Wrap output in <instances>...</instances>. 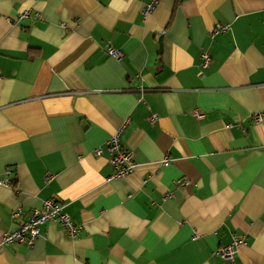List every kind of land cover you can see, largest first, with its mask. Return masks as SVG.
I'll return each mask as SVG.
<instances>
[{
  "label": "crops",
  "instance_id": "1",
  "mask_svg": "<svg viewBox=\"0 0 264 264\" xmlns=\"http://www.w3.org/2000/svg\"><path fill=\"white\" fill-rule=\"evenodd\" d=\"M146 1L0 0V239L48 199L81 227L0 264H264V0Z\"/></svg>",
  "mask_w": 264,
  "mask_h": 264
},
{
  "label": "built area",
  "instance_id": "2",
  "mask_svg": "<svg viewBox=\"0 0 264 264\" xmlns=\"http://www.w3.org/2000/svg\"><path fill=\"white\" fill-rule=\"evenodd\" d=\"M159 0H147L144 2L143 15L147 16L158 3ZM27 13H24L23 16H26ZM230 27L229 24L217 23L210 32V37H213L217 33L226 31ZM107 53L119 59L122 56L120 50L109 46L107 48ZM202 66L207 67L211 61V56L207 52L201 54ZM1 76V71H0ZM193 116L197 118H203L204 114L199 109H194L192 111ZM155 115H151L150 119L154 121ZM262 115L258 114L255 116L256 121H260ZM121 129L117 130L112 134L106 141L107 149L110 153L108 158L109 163L111 164L113 170L109 175L107 180H112L115 178H122L130 175L134 172L136 168V163L134 160V153L131 149H126L121 140ZM94 154H102V148L97 147L94 149ZM166 164L168 161L164 159L162 161ZM46 179H50L48 176ZM6 183L8 181H5ZM21 209H16L12 216L14 218H19L21 216ZM49 221L59 222L67 234L74 238L80 230V226L75 225L68 213L64 211V205L59 201L54 199L43 200L41 204L32 209L28 216L21 221L12 231L5 233L0 239V245H8L10 243H21L28 247L32 246L39 236V226L43 223ZM244 237L233 233L231 235V240L229 243L221 245L216 253L221 256L223 259H232L237 252V249L240 245L244 244Z\"/></svg>",
  "mask_w": 264,
  "mask_h": 264
}]
</instances>
